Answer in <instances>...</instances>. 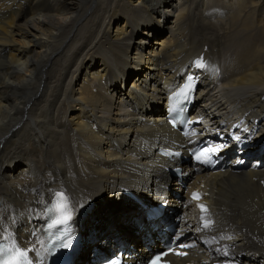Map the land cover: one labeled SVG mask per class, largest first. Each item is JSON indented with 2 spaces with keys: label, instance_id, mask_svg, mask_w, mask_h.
I'll list each match as a JSON object with an SVG mask.
<instances>
[{
  "label": "bare ground",
  "instance_id": "obj_1",
  "mask_svg": "<svg viewBox=\"0 0 264 264\" xmlns=\"http://www.w3.org/2000/svg\"><path fill=\"white\" fill-rule=\"evenodd\" d=\"M202 53L194 113L211 127L244 117L264 147V0H0V239L33 244L64 191L86 235L75 264L111 234L132 236L143 256L140 211L121 192L184 194L158 149L186 142L164 109ZM261 154L240 172L189 175L210 192L216 224L211 237L193 226L201 246L174 264H264Z\"/></svg>",
  "mask_w": 264,
  "mask_h": 264
},
{
  "label": "snow or ice",
  "instance_id": "obj_2",
  "mask_svg": "<svg viewBox=\"0 0 264 264\" xmlns=\"http://www.w3.org/2000/svg\"><path fill=\"white\" fill-rule=\"evenodd\" d=\"M199 66L203 67V64ZM57 195L63 198V193ZM0 264H30L27 250H21L14 242L11 247L0 244Z\"/></svg>",
  "mask_w": 264,
  "mask_h": 264
},
{
  "label": "rangeland",
  "instance_id": "obj_3",
  "mask_svg": "<svg viewBox=\"0 0 264 264\" xmlns=\"http://www.w3.org/2000/svg\"><path fill=\"white\" fill-rule=\"evenodd\" d=\"M150 41H151V40H150ZM132 79H133V78H132ZM125 86H126V85H125ZM125 86H124V87H125ZM122 88H123V85H122ZM139 93L141 94V91H139ZM88 224H89V223H88ZM104 230H105V229H104Z\"/></svg>",
  "mask_w": 264,
  "mask_h": 264
}]
</instances>
